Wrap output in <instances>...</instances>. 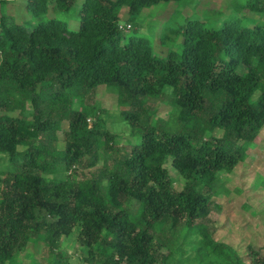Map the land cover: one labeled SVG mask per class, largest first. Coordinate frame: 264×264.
I'll return each mask as SVG.
<instances>
[{
  "label": "trees",
  "instance_id": "16d2710c",
  "mask_svg": "<svg viewBox=\"0 0 264 264\" xmlns=\"http://www.w3.org/2000/svg\"><path fill=\"white\" fill-rule=\"evenodd\" d=\"M181 1L84 0L73 30L77 0H26L20 22L0 0V158L14 166L0 171V264L30 245L66 264L77 228L88 264H264L218 236L216 203L264 130V20L242 14L264 17V0H233L226 17L201 1L182 23L175 10L160 55L134 22ZM103 86L131 129L126 146Z\"/></svg>",
  "mask_w": 264,
  "mask_h": 264
},
{
  "label": "rangeland",
  "instance_id": "374dc122",
  "mask_svg": "<svg viewBox=\"0 0 264 264\" xmlns=\"http://www.w3.org/2000/svg\"><path fill=\"white\" fill-rule=\"evenodd\" d=\"M201 1L206 2L205 4L209 9L221 11L223 17L233 12V0H183L181 3H176L177 5L162 3L155 8L146 9L143 15L135 20L134 24L137 25L135 32L150 37L156 53L162 55L166 49L161 48L158 41L160 28H163L162 26L170 19L175 10L178 12L175 16L177 23H182L181 19L196 15L199 13ZM24 2L26 0H11V3L6 7L7 13L17 18L19 22L25 16ZM83 2L84 0H77V6L71 14L74 18L68 20L70 29H78L75 12L80 9ZM126 13L127 9L124 10L123 15L125 21ZM242 14L252 20L253 23L264 20V17L257 13L247 11ZM96 96L102 103V107L107 111L106 117L110 115L108 126L117 135V145L121 147L128 145V142L132 139L131 129L126 121L122 120L117 95L103 86ZM170 110V106L162 105L157 116L169 119L171 117ZM60 133L61 138H63V133ZM215 135L221 136L222 132L217 131ZM247 153L246 161L239 164L234 172L230 174L224 194L216 199V203L221 206V210L217 211L219 216L217 223L218 236L229 241L245 259L249 255V246L259 250L262 255L264 254V130L261 133V140L250 147ZM167 168L172 175L175 187L181 189L184 186L183 178L174 169L171 162L167 165ZM12 169H14V166L9 163L7 158L0 160V171ZM78 233L79 229L77 228L62 243L60 252L61 255L63 254L62 257H66L64 258L66 264H88L84 261V256L76 242ZM42 252L43 248L37 250L34 245H30L19 255L18 264H52L49 262L47 254Z\"/></svg>",
  "mask_w": 264,
  "mask_h": 264
}]
</instances>
